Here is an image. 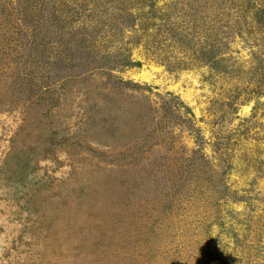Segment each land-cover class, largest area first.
Masks as SVG:
<instances>
[{
	"label": "rangeland",
	"instance_id": "rangeland-1",
	"mask_svg": "<svg viewBox=\"0 0 264 264\" xmlns=\"http://www.w3.org/2000/svg\"><path fill=\"white\" fill-rule=\"evenodd\" d=\"M0 264H264V0H0Z\"/></svg>",
	"mask_w": 264,
	"mask_h": 264
}]
</instances>
